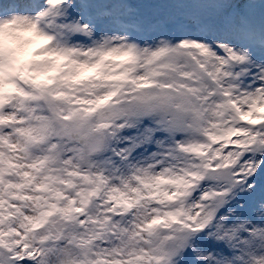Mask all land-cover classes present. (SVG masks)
<instances>
[{
    "label": "snow or ice",
    "instance_id": "snow-or-ice-1",
    "mask_svg": "<svg viewBox=\"0 0 264 264\" xmlns=\"http://www.w3.org/2000/svg\"><path fill=\"white\" fill-rule=\"evenodd\" d=\"M0 264H264V0H0Z\"/></svg>",
    "mask_w": 264,
    "mask_h": 264
}]
</instances>
